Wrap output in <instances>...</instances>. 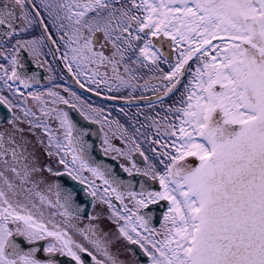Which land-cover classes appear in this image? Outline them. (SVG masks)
Wrapping results in <instances>:
<instances>
[{
  "label": "snow or ice",
  "instance_id": "1",
  "mask_svg": "<svg viewBox=\"0 0 264 264\" xmlns=\"http://www.w3.org/2000/svg\"><path fill=\"white\" fill-rule=\"evenodd\" d=\"M0 28V264H264V0H0ZM57 54L80 88L164 114L129 127L28 91Z\"/></svg>",
  "mask_w": 264,
  "mask_h": 264
},
{
  "label": "flooded vegetation",
  "instance_id": "2",
  "mask_svg": "<svg viewBox=\"0 0 264 264\" xmlns=\"http://www.w3.org/2000/svg\"><path fill=\"white\" fill-rule=\"evenodd\" d=\"M38 2V0H37ZM17 12H19V9H17ZM22 23V21H21ZM0 30H3L0 28ZM39 27H37L33 34H39ZM47 52V50L45 49ZM24 59H28L25 55ZM43 59V58H42ZM4 61L0 60V63H3ZM49 65L51 66V71H49ZM162 67H164L162 65ZM164 71L167 72L168 69L165 67ZM32 72H36L38 74V80L39 84L33 85V88L28 89V91H34L38 90L41 92H44L48 88H54V90L60 91L61 95H64L66 98L68 97V94L64 92L62 89L63 87L71 88L72 91L76 92L78 96H80L82 99L86 100L88 103L92 104L95 107H100L105 110V112H111L110 119L115 118L119 119L121 124H124L125 126H129L132 123L133 117L138 119L141 122L147 123L145 121V116H152L155 115V113L160 112L162 115L164 114L159 106H157L155 109H149L147 107V101H135L132 104L126 103L124 100H117L112 101L109 99H106L105 96L109 95L106 91L102 90V95L97 96L95 92H88L84 88H80L78 84H76L71 77V74L68 72V70L63 66V61H61L58 58V54L56 57H53L52 55H47V63L44 64L43 67H37L34 64L28 65V74L30 75ZM159 75V74H157ZM49 76H52L53 79L49 80ZM23 90V89H22ZM3 94L6 96H9L11 98L10 93L7 89H4ZM139 91L135 94L137 96L141 95ZM143 95L146 96H152L153 94L151 92L143 93ZM29 105H32L33 102L31 99L28 101ZM166 103H171V100L166 101ZM61 107H64L63 105H60ZM120 108H124L125 111L128 113V115H125L124 113L119 112ZM140 109L143 112V115H136L137 110ZM0 113H5V109L3 107H0ZM6 114V113H5ZM73 117L77 120L78 123H83L82 119L79 117V115L75 112V110L72 111ZM53 127H56L57 124L55 121L52 123ZM90 127L93 130L98 131L99 126L98 125H90ZM11 131V125H9L7 122H0V132H10ZM33 141V145H35V137H30ZM96 142V150L94 151V155L97 156L98 159L103 158L105 160V163L108 164H116L117 161H113L111 159V156L109 157H102L99 153V144H100V138L95 137ZM118 144V146H122L120 144V141L116 140L114 141ZM33 145H30V149ZM37 150L39 152H43V149L39 148V146H36ZM145 149L148 148L147 144L142 145ZM151 157V153H146ZM114 155V154H113ZM137 159V162L140 167H144V162L142 158H140L138 155L135 157ZM194 162V161H193ZM119 163H125L127 164L128 161L126 160H120ZM116 171L123 176L125 179H128L127 175L123 173L118 167L116 168ZM142 177H135V180H140ZM99 182V181H98ZM148 184L153 188H158L159 185L157 182L148 181ZM136 189L139 190L138 184L136 185ZM115 202V201H114ZM162 205V206H161ZM161 205L153 206V209L156 212V218L153 221V224L155 227L159 228L160 223L162 222V213L166 210L167 204L166 202H161ZM88 211L91 214H96L99 212H107V209L105 206L97 204V207L95 209L89 208ZM81 226H83L84 223H87V220L83 221H77ZM107 223V222H106ZM79 239V237H77ZM125 258V257H121Z\"/></svg>",
  "mask_w": 264,
  "mask_h": 264
}]
</instances>
